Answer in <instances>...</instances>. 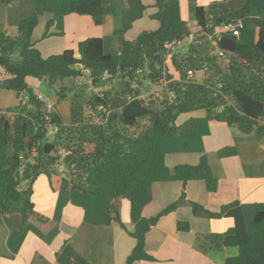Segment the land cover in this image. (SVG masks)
Segmentation results:
<instances>
[{
  "label": "trees",
  "instance_id": "1",
  "mask_svg": "<svg viewBox=\"0 0 264 264\" xmlns=\"http://www.w3.org/2000/svg\"><path fill=\"white\" fill-rule=\"evenodd\" d=\"M13 1L1 0L5 5ZM32 1V13L18 20L15 35L0 32V89L14 91L20 100L19 110L0 108V216L9 214L21 223L30 217L46 220L34 208L32 185L41 174L49 181L58 175L61 161L66 168L61 182L70 203L85 207L90 195L108 198L104 221L116 222L134 239L124 264L155 260L145 250V234L161 216L184 204H189L194 214L203 211L234 220L224 232L197 233L195 250L207 253L236 246L238 253L223 264H264V206L255 212L248 230L238 201L213 212L187 200L185 184L190 180L203 181L208 192L217 189L218 179L207 156L201 155L196 164L180 163L170 169L164 153L155 149L165 136H195V117L178 120L197 110L241 134L263 133L258 120L264 116V17L251 13V5L258 0L196 4L192 23L182 17L180 0H154L151 7L155 10L148 16L158 23L157 28L124 40L120 53H106L102 37H88L79 41L75 50L64 49L46 57L32 41L43 14L50 17L42 36H63L66 15H88L95 25H101L105 15H114L115 8L111 0ZM120 3L122 23L115 34L129 31L150 7L143 0ZM248 16L257 29L255 40L241 30L238 36L215 34L218 27ZM191 25L198 37L185 52L177 51L178 43L191 34ZM219 51L226 60L223 68L218 63ZM86 76L93 86L103 81L107 86L99 93L92 92L84 102L73 101L67 122L55 105L47 110L27 82L32 77L55 85L65 79L82 81ZM149 88L157 91L142 96L143 89ZM70 90L58 88L57 102ZM23 95L26 101L21 106ZM236 153L232 146L218 150L220 157ZM162 181H180V195L156 215L144 217L142 210L152 200L153 183ZM122 199L129 202L131 230L120 217ZM176 229L189 231V221H177ZM55 258L60 264H91L66 240Z\"/></svg>",
  "mask_w": 264,
  "mask_h": 264
},
{
  "label": "crops",
  "instance_id": "2",
  "mask_svg": "<svg viewBox=\"0 0 264 264\" xmlns=\"http://www.w3.org/2000/svg\"><path fill=\"white\" fill-rule=\"evenodd\" d=\"M143 1L150 7L126 33H114L122 23L121 3L118 2L114 15H105L101 25H95L88 15H66L63 36H42L46 21L50 17L49 14H43L33 31L32 41L46 57L64 49L75 50L77 43L88 37H102L105 52L116 55L120 53L124 40L135 38L140 30L157 28L158 23L150 18V23L142 25L136 34L132 33L136 24L145 20V16L149 18L148 15L155 10L151 7L154 0ZM212 1L215 0H196V3L180 0L181 15L192 23L194 6L207 5ZM184 5L187 17L184 14ZM32 10V0H15L8 5L0 0V32L15 35L18 20L31 14ZM251 13L264 17V0L254 2ZM246 22L241 20V32L248 39L255 40L257 29L252 27L250 21L251 25ZM223 33L221 27L216 29V35ZM183 115L185 116H180L179 122L189 117L196 118L197 134L192 137L165 136L156 142L155 149L164 153L170 169L180 163L196 164L199 157L205 154L213 174L218 179L217 189L211 193L206 190L203 181L190 180L185 184L186 199L213 212L218 211L224 204L238 201L243 209L246 226L251 230L255 212L264 206V131L260 136L253 133L241 134L236 128L223 122L207 119L202 110ZM258 122L264 127V116ZM227 146L235 147L237 153L220 157L218 150ZM180 192V181L153 183L152 200L144 206L142 215H156L175 201ZM31 199L35 210L47 219L40 221L30 217L25 223H21L9 214L1 215L0 264H60L56 261L55 252L65 240L77 254L91 264H124L134 246V239L116 222L107 224L104 221L103 213L108 208V198L90 195L85 207L72 205L61 178L53 175L49 181L41 174L32 185ZM119 210L122 222L131 230L133 225L129 217L128 200L120 201ZM180 220L189 221V231L181 232L176 229V223ZM233 224L231 217H215L203 211L194 214L190 205L184 204L161 216L145 234V250L155 260H141L134 264H223L227 257L238 253L236 246L201 253L193 248V242L197 233H221Z\"/></svg>",
  "mask_w": 264,
  "mask_h": 264
},
{
  "label": "rangeland",
  "instance_id": "3",
  "mask_svg": "<svg viewBox=\"0 0 264 264\" xmlns=\"http://www.w3.org/2000/svg\"><path fill=\"white\" fill-rule=\"evenodd\" d=\"M111 1L114 5V8L115 7L117 8L118 2L120 3V0H111ZM183 10H184L185 17H187V9H186L185 5L183 6ZM248 17H250V16H248ZM248 17L243 18L242 22L244 23L247 21L246 23L248 25L252 24V27H253L254 24L252 23V21ZM144 19L145 20H143L139 24H136L135 30H133L132 33L136 34V32H138L140 30L142 25H144L145 23H150V18L145 16ZM246 19H248V20H246ZM249 21L251 22V24H249ZM145 28H147V27H145ZM190 29H191V35H189V37H187L185 40H183L181 43H179L176 46L177 51L185 52L186 49L188 48V44L191 41H193L195 38L198 37L197 30H196L195 26L191 25ZM92 32L95 33V30H93ZM140 32H141V30L137 34H139ZM15 56L16 55H14V57ZM43 56H45V55H43ZM218 63L221 65L222 68L225 67V65H226L225 58L223 56H220V58L218 59ZM28 79H29L28 84L30 86H32L38 93H41L44 96H46L48 98L47 100H50L53 103V105H55L56 109L60 112V114L62 115L63 119L66 122L69 121L70 105L73 101L84 102L86 100L87 96L90 95L92 92H98L99 93L100 91H102V89H104L107 86V83L105 81L99 83L96 86H93L91 84L88 76H86L82 81H75L73 79H65L61 83H57L55 85H49L47 82L39 81V80L32 78V77L28 78ZM61 86L71 87V90H70V92L67 93V97L64 100L59 101V103H58L56 91ZM156 91L157 90H155L153 88L143 89L142 96L150 97V96H152V93L156 92ZM76 94H82V96L76 97L75 96ZM22 97H21L22 98L21 106L25 105L24 101H26V96L23 95ZM19 102H20V100L16 96L14 91L4 90V89L0 90V108L1 109H3V110H5V109L19 110L20 108L16 109L20 105ZM85 114L87 115V111H85ZM181 116H185V115H181ZM57 171H58V176L60 178L62 176L66 175V168L62 164L61 161L58 162ZM22 185L24 186L25 184H22ZM104 198L107 199L106 197H104Z\"/></svg>",
  "mask_w": 264,
  "mask_h": 264
},
{
  "label": "built area",
  "instance_id": "4",
  "mask_svg": "<svg viewBox=\"0 0 264 264\" xmlns=\"http://www.w3.org/2000/svg\"><path fill=\"white\" fill-rule=\"evenodd\" d=\"M221 29L223 30L224 33L229 32L233 36H238L240 34V30H241V21L238 20L235 22H230V23L224 24L221 26ZM218 53L220 56L223 55L222 51H219ZM188 75L189 76L192 75V70L188 71ZM38 98L45 102V106H46L47 110L53 109V103L50 100H47L48 98L46 96H44L41 93H38Z\"/></svg>",
  "mask_w": 264,
  "mask_h": 264
},
{
  "label": "water",
  "instance_id": "5",
  "mask_svg": "<svg viewBox=\"0 0 264 264\" xmlns=\"http://www.w3.org/2000/svg\"><path fill=\"white\" fill-rule=\"evenodd\" d=\"M147 83V82H146Z\"/></svg>",
  "mask_w": 264,
  "mask_h": 264
}]
</instances>
